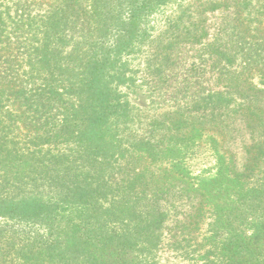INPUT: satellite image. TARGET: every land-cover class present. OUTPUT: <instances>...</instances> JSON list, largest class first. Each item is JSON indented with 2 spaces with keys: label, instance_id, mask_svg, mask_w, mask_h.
<instances>
[{
  "label": "rangeland",
  "instance_id": "374dc122",
  "mask_svg": "<svg viewBox=\"0 0 264 264\" xmlns=\"http://www.w3.org/2000/svg\"><path fill=\"white\" fill-rule=\"evenodd\" d=\"M91 4L92 0H0V62H4V57L11 61L15 84L26 88L29 96L49 84L59 94L55 99L47 91L45 96L51 98L47 120L43 121L44 113L35 114L43 121L41 124H30L33 110L25 108L26 114L20 115L5 99L0 100L1 152L18 151L16 156L31 159L25 180L28 184L8 193V201H35L51 209L61 208L66 201L64 206H70V196L65 192L76 186L75 174L93 173L86 165L94 161L96 151L88 143H74L75 133L67 142L53 137L56 143L45 144L40 139L37 147L33 136L36 127L41 128L39 134L49 128L55 133L62 130L66 116L70 124L79 125L84 110L90 113L86 94L89 90L83 82L88 64L103 59L106 63L97 87L111 95L114 105L113 113L102 121L98 132L102 135L99 142L105 146L96 157L102 166L94 161V169H102L103 179L114 189L137 174H142L150 187V174L168 166L150 158V147L167 145L175 119L200 121L198 126L202 128L182 145L178 155L193 182L216 176V150L225 153L226 159L230 150L241 169L245 149L254 138L246 130L242 110L239 111L243 100L229 86L233 84L232 76L243 74L247 80H241L240 86L245 90L249 82L258 89L264 88V56L255 57L254 66L244 69V61L250 59L240 51V40L237 41L240 33L249 40L257 27L264 34V0H167L151 10L147 3L139 31L124 41L117 52L111 49L113 39L119 35L113 21L117 26L122 24V28V22H128L134 9L123 1L96 22L90 14ZM52 22H57L55 29L49 28ZM192 24H199L197 34H204L198 42L190 39ZM218 47L232 61L219 59ZM249 52L253 53L250 49ZM49 73L54 78L51 82ZM219 92L226 101L212 113L210 105L206 106L207 96ZM258 96L262 98L260 93ZM250 104L263 107L264 101ZM63 166L70 167L71 175L62 181L58 175V183L53 182L54 172ZM250 184L264 188V161ZM140 189V185L136 187L137 192ZM107 204L102 203L104 207ZM197 207V200L187 193L170 190L166 200L160 201L164 218L156 231V246L151 249L144 241L134 242L131 264H215L219 242L225 235L215 226L209 208L197 212ZM148 209L138 207L137 212ZM70 211L73 216L80 214L75 209H67L66 213ZM89 223L91 226L93 221ZM46 236L44 228L15 217H0V264H22L16 248Z\"/></svg>",
  "mask_w": 264,
  "mask_h": 264
},
{
  "label": "trees",
  "instance_id": "16d2710c",
  "mask_svg": "<svg viewBox=\"0 0 264 264\" xmlns=\"http://www.w3.org/2000/svg\"><path fill=\"white\" fill-rule=\"evenodd\" d=\"M123 1L131 5L134 13L128 22H122V28H119L122 24L117 26V22L113 21L119 35L113 39V48L110 46L112 52H117L124 41L130 40L136 35L135 31H139L147 3H150L151 10L167 2V0H92L91 17L97 22L112 10L115 11ZM197 26L199 24H192V31L188 30L192 37L190 39L194 42L200 41L204 35L197 34ZM56 27L57 22H52L49 28ZM251 33L249 40L242 33H237L240 51L250 59L249 62L243 63L244 69L247 70L254 66L255 57L264 56L263 32L257 27ZM216 55L219 59L232 61L221 47L216 50ZM10 62L6 57L4 62H0V100L5 99L12 108L20 111V115L26 114L25 108L33 110V121L30 124H41L47 120L46 113L50 108L51 98L45 96L47 91L55 99L59 94L51 88L52 84H49L35 90L34 94L29 96L26 88L15 84L17 78L11 70ZM105 63L106 60L103 59L102 62L94 61L88 64L87 79L83 84L89 90V94H86L91 103L90 113L88 109L84 110L79 125L70 124L66 116L62 130L55 133L53 128H49L42 129V133L39 134L41 128L36 127L33 136L35 147L38 146L40 139H43L45 144L56 143L57 139H51L53 137L62 138V141L67 142L75 133L73 142L78 146L88 143L90 148L96 151L94 161H99L96 157L101 154L105 145L99 142L102 135L98 132L102 129V121L113 113L111 106L114 105L110 100L111 95L101 92L97 87ZM262 65L261 77L264 78V61ZM49 75L51 82L54 78L52 73ZM10 77L15 79L7 81ZM241 80L245 83L247 77L243 78V74L232 76L233 84L231 83L229 88L243 100L244 104H241L239 111L242 110L240 113L246 124L245 128L254 140L251 139L252 143L245 149L246 158L241 169L237 168L234 154L230 150L229 159H226L225 153L220 154L219 150H216L219 166L216 176L209 180L193 182L178 160L182 145L201 132L202 128L198 126L200 121L194 120L193 122L173 120V134L169 137L167 145L163 148L158 147L161 143L151 145L150 158L153 161L159 159L161 162H166L168 166L159 170L157 174H150V187H147L144 176L137 174L133 180L122 181V185L116 190L103 179L104 171L102 169L95 171L94 161L88 162L86 168L90 167L93 173L82 176L75 174L76 186L65 192L66 196H70L68 198L70 206L67 204L64 206L65 201L61 208L55 206L51 209L35 201L11 204L7 194L28 184L25 180L28 178L31 159L16 156L19 155L18 151L3 154L0 150L2 153L0 155V217L21 219L27 224L44 228L48 235L16 248L21 263L131 264L129 257L132 255L134 242L144 241L145 244H150V248L153 247L151 249L156 246L158 241L156 231L164 218L160 201L166 200L170 190H176L187 193L197 200V212L203 207L209 208L215 226L224 233L225 238L218 245V260L215 264H264V188L250 184L259 172L260 163L264 161V106L257 104L253 106L250 103L264 101V88L258 89L249 82L250 86L245 90L240 86ZM259 93L262 98H259ZM223 101L226 100L222 98L220 92L208 95L206 106L210 105L213 113L214 110L222 108ZM36 113H44L43 121L35 118ZM97 165L101 167L102 161ZM70 171L69 166H63L61 170L55 171L53 182L58 183V175H61V181L69 177ZM139 185L141 189L137 192L136 187ZM146 187L150 195L148 190H145ZM101 202H108L109 205L104 207ZM138 207L150 209L137 212ZM67 209H75L80 214L73 216L72 211L66 213ZM89 211H92L89 216H81ZM90 220L93 221L91 226ZM2 253L0 250V255Z\"/></svg>",
  "mask_w": 264,
  "mask_h": 264
}]
</instances>
